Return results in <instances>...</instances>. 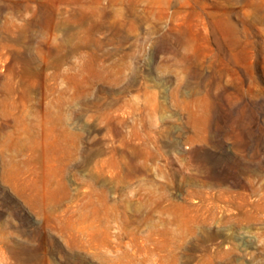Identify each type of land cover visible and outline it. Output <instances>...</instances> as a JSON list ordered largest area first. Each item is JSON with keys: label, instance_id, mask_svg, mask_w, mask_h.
<instances>
[{"label": "rangeland", "instance_id": "obj_1", "mask_svg": "<svg viewBox=\"0 0 264 264\" xmlns=\"http://www.w3.org/2000/svg\"><path fill=\"white\" fill-rule=\"evenodd\" d=\"M0 264H264V0H0Z\"/></svg>", "mask_w": 264, "mask_h": 264}, {"label": "bare ground", "instance_id": "obj_2", "mask_svg": "<svg viewBox=\"0 0 264 264\" xmlns=\"http://www.w3.org/2000/svg\"><path fill=\"white\" fill-rule=\"evenodd\" d=\"M49 52V51H48ZM50 54V53H49ZM54 54V53H53Z\"/></svg>", "mask_w": 264, "mask_h": 264}]
</instances>
